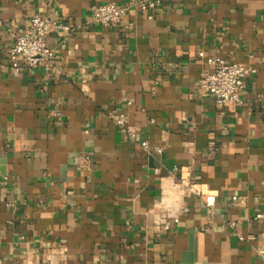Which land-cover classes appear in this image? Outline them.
I'll return each mask as SVG.
<instances>
[{
  "label": "crops",
  "instance_id": "obj_1",
  "mask_svg": "<svg viewBox=\"0 0 264 264\" xmlns=\"http://www.w3.org/2000/svg\"><path fill=\"white\" fill-rule=\"evenodd\" d=\"M126 1L0 0V264H263L264 0L88 24ZM36 14L72 30L47 38L52 71H14L10 29ZM208 57L250 69L240 105L197 92Z\"/></svg>",
  "mask_w": 264,
  "mask_h": 264
},
{
  "label": "built area",
  "instance_id": "obj_2",
  "mask_svg": "<svg viewBox=\"0 0 264 264\" xmlns=\"http://www.w3.org/2000/svg\"><path fill=\"white\" fill-rule=\"evenodd\" d=\"M160 4L161 0H129L121 4L101 3L91 10L87 21L88 24L104 28L111 27L119 23L121 17L129 13L133 7L147 12V18L152 19L153 11ZM58 30L71 31L72 27L69 24L39 14L32 16L24 26L10 29L12 44L7 53L10 67L19 72L25 69H42L46 73L52 71L55 53L48 45L47 38L51 33ZM207 63L212 67V70L203 73L196 81L197 92L201 95L211 94L218 107L224 104L240 105L242 103L241 91L250 69L243 64L228 62L221 57H208ZM56 116H59V113H56ZM126 120L127 117L123 112L114 116L117 127L126 136L136 140V132L126 125ZM87 132L88 130H85V133ZM140 145L143 149L148 150L147 141H141ZM155 150L157 153H161L162 147H155ZM180 184L191 193H200L196 182L181 179ZM232 200H236V197H232ZM204 203L213 213L212 207L215 203V197L213 195L205 196ZM170 225L169 221H165L163 228L167 230ZM240 239L242 240V238ZM262 263L264 264V254H262Z\"/></svg>",
  "mask_w": 264,
  "mask_h": 264
}]
</instances>
